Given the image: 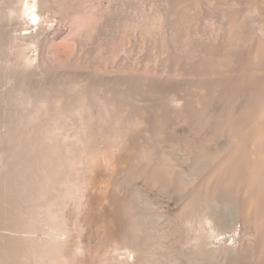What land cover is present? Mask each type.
I'll list each match as a JSON object with an SVG mask.
<instances>
[{"label": "bare ground", "instance_id": "1", "mask_svg": "<svg viewBox=\"0 0 264 264\" xmlns=\"http://www.w3.org/2000/svg\"><path fill=\"white\" fill-rule=\"evenodd\" d=\"M184 2L181 0V4ZM75 3L73 0H0V84L12 83V87L6 85L10 87L8 92L4 90L5 85L0 87V93L2 89L5 93L0 96V264H85L81 252L78 256L83 249L78 239H82L93 209L96 212L92 207L97 205V210H102L103 202H113L121 190L125 195L133 183L140 181L157 186L159 193L170 197L163 200L165 214L161 231L157 230L159 220L154 219L156 211L140 204L138 191L126 202L129 216L119 215V220L126 224L124 234L121 232L123 253L133 250L138 264H264L263 36L254 39L251 48L243 50L244 59L240 57L243 60L238 62L234 74L221 75L222 68H218L221 64L215 63V66L207 59L208 63L197 61L195 68L198 66L204 74L215 75L198 81L207 90L206 95L201 94V89L198 91V108L186 100L182 107L172 110L170 103L178 100L175 97L178 93L169 98L160 97L147 108L139 107L134 103L135 98L140 94H154L156 85L148 81L146 91L141 92V80L129 77L117 80L111 88L113 106L110 108L114 107L111 109L114 111L110 113L106 109L105 112L107 107L102 109L103 105L94 104L100 110L94 117L92 111L88 113L92 102L88 105L86 100H92L101 82L93 80L75 91V71H68L73 75L65 77L66 80L55 76V54L60 42L57 44L53 38V14L59 15L61 21L66 18L74 22L79 12L70 5L76 6ZM247 4L256 5L261 21L259 31L264 35V0H247ZM179 14L177 21L172 22L173 40L184 37L192 19L185 8ZM235 14L230 11L226 18L225 47L219 52L224 60V63L220 60L223 71L224 64L232 62V52L241 47L246 37L241 31L244 24ZM80 19L70 33L72 39L68 37L59 47L62 57L66 58L58 56L59 64H56L70 65L65 61L76 52H71L70 41L76 43L75 49H82L91 38L90 47L94 51L104 46L111 55L116 53L111 21L105 22L106 33L101 30L102 26L96 27L99 29L93 33V20ZM152 27H144L145 33L162 36L160 26ZM160 42L167 43L164 38ZM197 44L191 45L197 47ZM173 57H170L172 63L180 65L182 60ZM61 86L58 97L67 101L60 100L59 104L56 93ZM239 99L243 102L237 113L234 105ZM223 100L221 110L212 113L215 102ZM73 109L76 117L69 129L66 115ZM221 139L230 141L228 145L221 144L224 149L215 157L212 152L218 150ZM177 146L183 154L175 153ZM102 153L109 158L108 166L103 168L98 160ZM187 157L191 159L189 169L185 167L187 162H182ZM119 165L120 169L124 168L123 176L119 174ZM97 184L101 197L92 195L94 191L100 192ZM95 217L100 219L99 214ZM229 233L239 235V248L212 252L209 241ZM120 247L117 255L123 254ZM112 248H109L111 253ZM110 258L117 257L92 264H109ZM116 261L112 263L117 264Z\"/></svg>", "mask_w": 264, "mask_h": 264}, {"label": "rangeland", "instance_id": "2", "mask_svg": "<svg viewBox=\"0 0 264 264\" xmlns=\"http://www.w3.org/2000/svg\"><path fill=\"white\" fill-rule=\"evenodd\" d=\"M73 1H74V3L76 1L78 3L80 2L79 4L77 2L75 3L76 6H78V7H76L75 5H70L72 8L78 9V12H79V14L76 12L78 14V17L75 16V14L73 15V16H75L74 22L71 19H69L72 22L69 25V20L65 18L64 20H67V21H65L66 25H67L66 26L64 20L61 21V19L59 18L58 11H56V13H55L58 16H54V14H53V18H52L53 22L51 24H52V27H54L53 28V30H54L53 31V35H54L53 38L57 42V44H59V42H60L58 49H57V52H56L57 56L55 54V68H56L55 70H57V71H55V76H59V77H61V79L66 80L68 77H71V75H73V74L70 75L68 73V71H71V72L75 71L74 76L77 75V76H75L76 81H77L74 85L75 91L86 86V84H89V82H91L93 80L98 82V83L101 82L98 86V88L100 89L99 90L100 92L98 91V88L96 87L97 90L96 89L95 90L97 92L95 91V93H97V94L94 93V95L91 98L93 101L92 100H86L88 105L91 104V102H92V104L90 105L92 107L89 106L88 113H89V111H92L94 117H97L98 111H100L99 108L96 107L97 105L98 106L103 105L104 107H101L102 109L107 107V108H105V112H106V109L107 110L109 109L110 113L112 111H114V110H111V109H114V107L110 108L113 106L112 100H110L112 97V89H113L112 87H114L115 82L117 80L122 79V78H129V77L130 78L135 77V78H139L141 80V82H140L141 86L139 85V87L142 88L141 92L146 91L145 89H147L148 81L152 80V82H154L156 85L155 90L157 92L155 91V93H154L155 96H154V94L148 95V96H146L144 94H140L139 96H137L135 98L134 103H135V105H137L139 107L147 108V106L149 107L154 102L160 100V97L167 96L169 98V97H173L174 95H176L178 93L175 96V97H178L177 98L178 100H176V102L170 103V107L172 110L182 107V105L186 102V100H187V102H191V105L193 104L192 106L194 108H198L199 104H198L197 99H196L197 94H199L201 92V94L206 95V91H207L205 88L199 86L198 81L199 80H204V81L209 80L212 77L214 78L215 75L210 76L207 73L204 74L202 71L199 70L198 66H197V68H195V66H196L195 64H197V61H202V60L205 62H207V60H208V62L210 61L209 63L213 64V65H215V63H216L217 65L221 64V66H222V64L224 63L223 58L222 59L220 58L221 56H220L219 52H220V50L223 51L222 49H224L223 47H225L224 46L225 42H223V41L225 38L224 35L225 36L227 35L226 31H227L228 25H227L226 20L228 19L227 16H228L230 11L231 12L234 11V13L236 12L235 16H237V14H238L237 18L239 17L238 19L241 20V22H243L244 25H243V27H242L243 29L241 31L242 32L244 31L243 35L246 37L243 36L244 37V39H243L244 43L242 45L241 44L239 45L241 47H238L235 50L233 49L234 51L232 53L234 54V56L232 57L233 58L232 62L230 61L229 64H224L225 65L224 71H223V66L222 67L218 66V68H220V69L222 68V71H219V73L221 75L227 76V75L234 74L235 71H237V68L240 64V63L238 64V62H241L244 59L243 55H241L243 50H245L247 48L248 49L251 48L252 45L254 44V42H253L254 39L255 40L258 38L260 39V38H262V36L264 38L262 31H259L260 27H258L259 25L261 26V21L259 18V14L257 12L258 9H257L256 5H254L255 7L254 6L252 7V5L248 6L247 0H219V1H217V0H183V1H185L183 4H181V0H80V1L73 0ZM173 2H174V4H173ZM181 5H185L182 7H183V9L185 8L189 11V14H190L189 19H191V18L192 19L189 20V22H188L189 24H187L188 26H186L185 31H187V32L184 33V35H183L184 37H179L176 40L175 39L173 40V34H174L175 28L174 27L172 28V26H173L172 22L174 23L177 21L176 19H178V17H179L177 14L181 13V11L183 10L182 7H180ZM177 8H178V10H177ZM87 9H89V10H87ZM174 11H176V13ZM177 11H178V13H177ZM106 13H107V15H106ZM103 14H105L106 16H109L110 19H107L109 17H106ZM255 14H256V16H255ZM98 15H100V16H98ZM176 15H177V17H176ZM179 15H181V14H179ZM73 16H69V18L70 17L73 18ZM79 17L81 18L80 21H82L84 19H86L85 20L86 22H88L89 20L90 21L93 20L92 21L93 25H94L93 26L94 27L93 33H95V29H99V28L101 29V26H102L101 30L102 31L104 30L103 33H106L108 30V27L106 26L105 22L111 21V23L113 25L114 33H115L114 40H115V46H116V50H115L116 53L114 52V54L111 55L110 53H108L106 51V48L104 46H102L103 48H101L100 51L99 50L94 51L93 49H91L92 47H90V46H92V44L90 42V41H92L91 38L87 39L89 42L88 41L85 42L86 46L84 44V46L82 48L84 50L79 49V48L75 49L76 43L70 41L69 44L71 45V49L72 48L75 49V50L72 49L71 52H73V53H74V51H76V52L74 54L70 53V54L74 55V56L70 55V58H69V60L72 63L68 59L66 61L65 60L64 61L67 62L68 64H70L69 66L72 65L74 67H72V66L71 67H69V66L65 67V66H63V64L58 65L59 63L57 62V59H59V57L61 59L66 58V57H62V54H61V51L59 50V47H60V45L64 44L66 41L69 40L68 37H70V39H72L70 36V33H73L74 32L73 30L75 29L76 25L79 24V20H78ZM102 18H104V19H102ZM86 22H83V23H86ZM73 23H76V24L73 25ZM80 23L82 24V22H80ZM95 23H97V24H95ZM104 25H105V27H104ZM70 26L72 27V29H70V28L68 29V27H70ZM98 26H99V28H96ZM148 26H150V27L151 26H153V27L154 26L155 27L160 26V28H161L160 33L162 34V36H159V37H161V38L157 37V35L156 36H150V35L146 34L144 31V29H145L144 27H148ZM223 26L225 27V29ZM244 26H245V29H244ZM153 27H152V29H153ZM155 27H154V29L158 28V27H156V28ZM116 30H117V32H116ZM154 37L157 39L155 40ZM163 38H164V40H166L167 43L163 44L160 42V39L162 41ZM66 39H68V40H66ZM194 43L195 44L198 43L199 45L198 44L197 45L199 47L198 46L192 47V45H194ZM183 46L184 47L186 46V48H184ZM85 47H87V48H85ZM88 47H90V49ZM210 48H214L213 49L214 51L213 52L210 51ZM103 49H104V51H103ZM92 50H93V52H92ZM77 51H79V54L77 53ZM82 51H83V53H82ZM80 53H81V55H80ZM79 56H81V57H79ZM172 56H174V57L177 56L178 58H180L182 60L180 65H176V63H174V62L172 63V61L170 60V57H172ZM86 57H88V58H86ZM240 57L243 59H241ZM79 58H80V60L78 61ZM84 59H85V61H84ZM220 60H223V63H221ZM95 61H97V62H95ZM56 63H58V64H56ZM58 66H61V68L64 67V69H61ZM95 66H97V67H95ZM229 66H231V67H229ZM232 67L235 69H233ZM70 68H71V70H70ZM90 71H93V72L91 73ZM225 71H226V73H225ZM65 77H67V78L64 79ZM91 77H92V79H91ZM95 78H96V80H95ZM11 84L12 83L10 81L9 84H5V83L0 84V87L3 88V86L5 85L4 90H5V92H8V89L10 88L9 86L12 87ZM123 84H121V87H123L125 85V84L124 85ZM6 85H9V86H6ZM76 87H78V89ZM62 88L63 87L61 86L60 88L58 87V89H57V92H59V93H56V99H59L58 103L61 100L60 96L58 97V95L61 94ZM200 89H201V91L198 93V91ZM4 90L2 89V91H3V92H1L2 94L4 93ZM0 91H1V89H0ZM195 92H196V95H195ZM1 93H0V96H1ZM98 95H100V96H98ZM98 100L99 101L101 100V103L97 102ZM0 101H1V98H0ZM61 101L65 103V101H67V100L63 101V99H62ZM56 102H57V100H56ZM224 102H225V100L221 101L220 103L215 102V104L211 108V112L212 113L216 112V111L219 112V110H221V108H222L221 106L224 105ZM242 102H243V99L242 100L239 99L238 103H235L236 105H234V110L237 113L239 112V108H240V105ZM59 104H61V102ZM94 104H96V106ZM111 104H112V106H111ZM225 104H227V103H225ZM94 111H95V113H94ZM105 112H103V113H105ZM147 114L145 113L144 116H147ZM75 115H76V112L74 111V109H73V111L71 110V113L69 112V114L66 115V122L70 124V125L67 124V125H69V129H72L70 127H72V123H73L72 121H73V118L76 117ZM77 115H78V113H77ZM159 115H160V112H159L158 116ZM104 116H105V114H104ZM67 119H68V121H71V122H68ZM242 122H244V121L242 120ZM228 139L226 141L225 140L222 141V139L219 140L218 144L220 143L219 144L220 146L218 145L219 146V148H217L218 150H216V149H215V151L213 150L214 152L217 151V154L212 152V155L217 157V155L220 153V151L222 149H224V147H223L224 145L221 146V144L222 143L225 144L227 142L226 144L228 145V143L230 141ZM68 140H70V139H68ZM178 146L176 147L177 151L175 153L183 154L182 150H180V147H178ZM106 156L107 155H105V153L98 155V160L101 162L100 165H102L101 166L102 168L104 166H106V167L108 166L109 158H108V156L107 157ZM184 156H186L185 153L183 155V158H185ZM176 157L178 158V155ZM188 157H190V156H188ZM188 157L186 158V159H188L187 161H186V159H182V160H185L182 162H184V163L187 162V163H185V167H187V169L190 168V162H191V159H189ZM109 165H111V164H109ZM92 166H94V165H91V167ZM118 167L117 168L119 170L120 165ZM123 169L124 168H121L119 170L120 176H123V174H125ZM143 182L144 181H140L138 183L136 182L137 184L133 183V184H136L137 186L132 184L134 188L131 185L128 188L125 195H124L125 191L121 190V192L118 193V196H117L118 198L116 200H114V201L112 200L113 202L108 201L111 204L103 202V204H102L103 209L102 210H97L98 209V207H96L97 205L93 206L92 208L95 207L96 212L98 211L97 213L95 212V209H93L94 212H91L92 208H91V210H89V212L92 213V215H93L92 217L94 219H91L92 217L90 218L89 215H91V213L88 212L89 215H88L87 219H89V218L90 219H89V222L86 223L88 225L85 224V227L87 226V228L84 230H86V231H84L83 236L81 237L82 239H78V242L82 244V245H80L81 249L83 248L81 251L78 252V256L82 254L83 258L86 260L87 264L88 263L92 264V262H94V261H95L94 263H96V261L101 262L102 260H103L102 262L109 261L108 260L109 257H112V256H114V258H116V257L117 258L116 259L113 258L114 260H111V258H110L111 263L115 262V260L118 259L119 263L116 261L117 264H122V263L123 264H138L137 261H135L136 260V257H135L136 254L133 250H132L133 252L131 250L129 252V250L127 249L128 251L124 250V253H123V249H124L123 244L124 243H122V242L124 239L123 238L124 235H122V233L126 228V224L122 223V220H119L120 219L119 215H124V217L129 216L127 209H125V208H127L126 202H127V200L130 201L129 198H131L132 194H135L136 191H138V192H136V194L139 197L138 199H139L140 204H142L143 206H146L150 210L156 211L155 214H157V215L154 216V219L159 220L157 222V225H158L157 230L161 231V226H162V222H163V215L165 214V210L163 208V200L164 199L166 200V198L169 195L160 191L162 194H164V196H162V194L159 193V191H158L159 188L157 186H151L150 184H148V186H149L148 187L147 183L145 185V182L144 183ZM98 186L100 187V185L97 184V190L100 191ZM155 187H157V188H155ZM130 189H133V190H130ZM136 189H138V190H136ZM93 191H94V189H93ZM99 193L94 191L92 193V195L93 196L99 195L101 197V194H102L101 191ZM123 195L125 197V198L123 197L125 200H123V198H121ZM164 197H166V198H164ZM168 198H167V200H169ZM119 201H121V202L119 203ZM123 202H125V203H123ZM104 203L107 204L106 207H105ZM174 203H176V202H174ZM124 205H125V207H124ZM178 205L180 206V202ZM178 205H177V207H178ZM121 208H122V210H123V208L125 210L122 211ZM119 211H121V212L119 213ZM126 211H127V214L125 213ZM122 212H124L125 214ZM101 213H102V215L100 216ZM96 214H99L100 219L95 217ZM92 220L93 221L98 220V221L93 223ZM86 221H88V220H86ZM90 222H92V223H90ZM124 225H125V228H124ZM120 228H121V230H120ZM95 229H97V230H95ZM93 231H95V233L98 232L97 235L94 236L95 233L93 234ZM230 234L232 235L231 237H229ZM227 235L224 237H218L215 239H211L209 241L210 242V244H209L210 250L212 252H217L218 250L221 251L225 248H231V249L239 248V241H241L240 238L238 239L239 235L237 234V236H235L236 234H232V233H229ZM234 236L236 237V239ZM219 239H221V240L219 241ZM81 240L83 241V243L81 242ZM234 240L237 243H235ZM101 241L104 242L103 243L104 245H99V244H102ZM107 246L109 248L113 247L112 248L113 251H115V249H116L115 253L112 250H111L112 251V253H111L110 249ZM114 246L115 247L117 246V248H115ZM120 246H122V247H120ZM119 247L122 250L121 253H123V254L120 253L121 255H117L120 252V250H118ZM80 252H81V254H80ZM108 252H110V253H108ZM107 254L108 255L111 254V256L108 257ZM101 256H102V258H101ZM107 257H108V259L106 260L105 258H107ZM120 260L123 262H121ZM125 260H126V262H125ZM110 262H109V264H110ZM114 264H116V263H114Z\"/></svg>", "mask_w": 264, "mask_h": 264}]
</instances>
